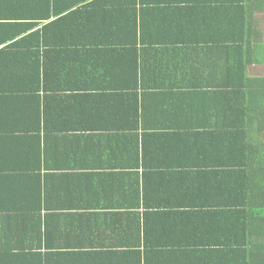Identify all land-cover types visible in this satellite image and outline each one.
Returning <instances> with one entry per match:
<instances>
[{
    "label": "crops",
    "instance_id": "obj_1",
    "mask_svg": "<svg viewBox=\"0 0 264 264\" xmlns=\"http://www.w3.org/2000/svg\"><path fill=\"white\" fill-rule=\"evenodd\" d=\"M228 1L0 0V264L244 263L237 197L200 196L254 126L221 111L264 78ZM145 172L174 193L131 197Z\"/></svg>",
    "mask_w": 264,
    "mask_h": 264
},
{
    "label": "trees",
    "instance_id": "obj_2",
    "mask_svg": "<svg viewBox=\"0 0 264 264\" xmlns=\"http://www.w3.org/2000/svg\"><path fill=\"white\" fill-rule=\"evenodd\" d=\"M228 2L234 3L235 6H232L233 8L243 5L241 7L243 8L242 20L244 26L241 29L232 30L231 37L238 38L240 33L241 38H250L251 35L259 38L260 44L258 47L254 46V51L259 52L257 57L260 54L258 61L264 62V31L257 27L256 20V13L258 11L264 12V0H232ZM247 8L248 10H245ZM250 20H253V23L249 24ZM257 57L256 53H254L251 59L257 60ZM232 70L237 69L232 68ZM239 81L242 82L244 89L236 94L243 96L242 102L236 105L227 103L229 110L221 111V115L224 116L223 113H225L226 118L229 119L239 118L245 122L253 121L254 126L247 125L245 128H238L239 130L232 134L230 131H225L227 141H231L230 150L243 151L244 157H239L237 164L234 161L226 160L227 164L236 165L237 168L228 166L221 170L220 173L217 172L216 181L210 185L212 189L207 192L201 190L200 194L201 197L210 199L212 202L202 205L203 207L201 208L205 209L203 212L207 214L216 210V208L220 209L223 207L220 206L221 200L227 195L231 194L235 198L237 197L236 204L231 205V207L226 205L224 210L225 213L232 214L230 216L232 219H229V230L240 231L242 239L238 241V244L242 245L241 258L244 259L242 264H264V78L242 79ZM250 84L255 87L253 86V89H251ZM210 107L211 105L207 106V108ZM219 136H224V134L220 133ZM9 179V177L3 178L5 182H8ZM7 184L11 186V182ZM139 184L140 182L132 185L131 197L145 199L147 203L155 197L166 198L169 188H171L173 193L176 189L173 185L156 181L154 174L147 172H145V180L143 185H141L142 187ZM189 194L190 192L188 193L187 191L183 195L188 196ZM240 201L242 202L238 203ZM146 208H154V205L146 204ZM1 215L2 236L4 218L2 213ZM232 223H234L233 226H231ZM218 224L220 225L221 223L218 222ZM222 228L228 229L224 226ZM231 239L233 240V238Z\"/></svg>",
    "mask_w": 264,
    "mask_h": 264
},
{
    "label": "rangeland",
    "instance_id": "obj_3",
    "mask_svg": "<svg viewBox=\"0 0 264 264\" xmlns=\"http://www.w3.org/2000/svg\"><path fill=\"white\" fill-rule=\"evenodd\" d=\"M259 16H260V27H261V29L264 31V12H262V11H259ZM260 71L261 72H264V67L262 68V69H260Z\"/></svg>",
    "mask_w": 264,
    "mask_h": 264
},
{
    "label": "built area",
    "instance_id": "obj_4",
    "mask_svg": "<svg viewBox=\"0 0 264 264\" xmlns=\"http://www.w3.org/2000/svg\"><path fill=\"white\" fill-rule=\"evenodd\" d=\"M1 224H2V215L0 213V245H1V241H2V236H1Z\"/></svg>",
    "mask_w": 264,
    "mask_h": 264
}]
</instances>
